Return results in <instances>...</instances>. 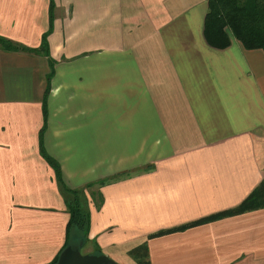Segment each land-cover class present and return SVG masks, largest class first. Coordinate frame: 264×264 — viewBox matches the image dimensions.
Instances as JSON below:
<instances>
[{"label": "crops", "instance_id": "obj_1", "mask_svg": "<svg viewBox=\"0 0 264 264\" xmlns=\"http://www.w3.org/2000/svg\"><path fill=\"white\" fill-rule=\"evenodd\" d=\"M207 11L0 0V38L24 49L0 45V264H51L66 246L67 196L46 158L84 190L83 255L264 264V207L233 213L264 181V52L209 46Z\"/></svg>", "mask_w": 264, "mask_h": 264}, {"label": "trees", "instance_id": "obj_2", "mask_svg": "<svg viewBox=\"0 0 264 264\" xmlns=\"http://www.w3.org/2000/svg\"><path fill=\"white\" fill-rule=\"evenodd\" d=\"M50 22H52V16H50ZM47 34L43 36L41 47L39 48L46 56H48ZM203 34L206 43L213 48L225 49L229 46L231 38H233L245 50H262L264 52V0H208V11L204 20ZM0 45L5 49L24 50L22 47L15 46L2 38H0ZM39 50L31 51L39 52ZM50 79L51 75L47 78V91ZM46 160L52 166L57 183L67 196L65 205L69 220L66 229L67 242L65 249L68 246H73L74 240L78 237L82 239L87 235L90 228V212L88 203L84 198V190H69L65 188L59 166L52 159L46 158ZM99 184L102 185L104 182ZM263 207L264 181L233 213ZM73 229H76L75 233L81 232L72 233ZM59 255L51 264L57 263Z\"/></svg>", "mask_w": 264, "mask_h": 264}, {"label": "water", "instance_id": "obj_3", "mask_svg": "<svg viewBox=\"0 0 264 264\" xmlns=\"http://www.w3.org/2000/svg\"><path fill=\"white\" fill-rule=\"evenodd\" d=\"M56 264H116V262L105 255H83L79 248L68 246L60 253Z\"/></svg>", "mask_w": 264, "mask_h": 264}, {"label": "rangeland", "instance_id": "obj_4", "mask_svg": "<svg viewBox=\"0 0 264 264\" xmlns=\"http://www.w3.org/2000/svg\"><path fill=\"white\" fill-rule=\"evenodd\" d=\"M73 230H74V231H73L72 233H75V230H76V229H73ZM80 232H81V231H78L77 233H80ZM77 233H75V234H77ZM85 250H86V249H82V253H83V252H86Z\"/></svg>", "mask_w": 264, "mask_h": 264}]
</instances>
